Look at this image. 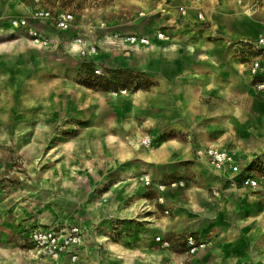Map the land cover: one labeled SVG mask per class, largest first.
<instances>
[{
	"label": "rangeland",
	"instance_id": "obj_1",
	"mask_svg": "<svg viewBox=\"0 0 264 264\" xmlns=\"http://www.w3.org/2000/svg\"><path fill=\"white\" fill-rule=\"evenodd\" d=\"M241 6L234 8L228 2L210 5L211 10L204 12L202 21L190 0H41L40 5L28 0H0V262L12 264L19 254L21 264H29L24 259L29 256L25 252L29 247L25 240L28 230L34 225L52 223L61 216L68 217L64 222L78 219L90 231L94 237L95 264L103 262L102 253L108 243L105 238L120 245L126 243L132 249L140 248L141 242L134 239L136 234L149 232L141 219V214L148 211L147 204L140 205L134 200L140 189L134 185L139 180L130 177L133 181L114 188L122 178L129 177L132 164L141 168L145 164L142 157L150 148L160 149L162 144L161 162L152 165L154 170L159 172L164 166L168 173L172 169L165 165L170 163L168 159L174 147L178 157L181 156V162L174 166L178 170L185 167L184 172L159 181L148 177L155 182H184V187L171 191L173 211L162 213L164 217L175 216L177 204L187 198L185 190L200 184L208 175L206 169H212L198 158V149L188 145L193 140H202L199 134L203 132L193 137L185 131L174 133L171 127L174 124L183 127L184 121L169 114L166 104L172 99L152 86L157 77L166 82L167 77L176 73H194L200 77L209 74L201 70L198 60L203 53L222 65L236 60L242 64L241 51L246 43L264 33V2L258 7ZM181 8L187 11L186 16L181 14ZM42 11H49L54 17L70 13L73 19L64 28L47 19ZM168 13L199 34L181 35L183 47L202 40L206 50L191 55L180 51L175 59L185 60L186 66L176 65L175 70L173 66H165L164 56L160 54L125 57L122 44L112 37L136 34L138 28L148 33L157 24V31L162 29L167 33ZM154 36L150 35L153 43L146 48L164 42ZM74 41L79 48L74 46ZM90 44L98 46L92 57L82 53ZM242 67L244 71L245 66ZM227 68L221 73L223 80L229 77ZM106 93L111 95L100 96ZM257 99L260 96L254 91V101ZM202 100L212 105V98ZM249 109L243 99L236 104L234 113H198L193 125L217 122L223 134L232 135L218 138L217 144L227 145L231 141L229 147L235 150L233 144L245 145L250 138L246 115ZM233 115L239 124L229 132L223 126ZM135 126L141 136V155L130 149ZM149 138L151 144L144 145V140ZM193 169L197 175L189 173ZM69 173L71 176L66 179ZM222 174L225 181L229 179V185L246 189L228 171ZM144 181L140 184L145 185ZM188 214L186 217L196 224L197 219ZM95 216L98 219L93 223ZM151 238L144 242L147 247L163 250L155 244L154 234ZM168 254L169 259H163L161 264H198L197 259L186 261Z\"/></svg>",
	"mask_w": 264,
	"mask_h": 264
},
{
	"label": "crops",
	"instance_id": "obj_2",
	"mask_svg": "<svg viewBox=\"0 0 264 264\" xmlns=\"http://www.w3.org/2000/svg\"><path fill=\"white\" fill-rule=\"evenodd\" d=\"M230 1L232 0H202L201 3H196L195 0H190V4L192 5L193 10H196L198 14V11L200 9H203L205 12L209 13V11L211 10L210 5L220 4L221 2L229 3ZM164 45L162 43L160 47H163ZM180 46L181 47L171 57H164L165 66L167 68H169V66H173L175 70L176 65L178 67L181 66L185 68L186 61L180 58L175 59V57L182 50H185L186 54H190L186 49L188 48V46L183 47L181 43ZM143 48L144 49L140 50L137 49L133 52L132 55L134 56L140 53L151 54L156 52L154 51L153 47ZM157 52L154 54H159ZM241 52L243 54L242 64H240L236 60L230 63L228 61V63L226 62L222 65L214 59L216 64L220 66L214 67V65H212L208 61H201L198 59L201 63L200 65H202L201 67H203V69L201 70H203V72L205 73L208 72V76L204 75L200 77L198 75L196 76L194 73H192L191 75H178L176 73L175 75H173L174 77L166 76L168 78L166 79V82H163V79L157 77L155 79L156 83L152 87L155 89V91H164L166 93V96L172 99L170 101V104H166L167 111L169 112V114H175L179 116L184 121L183 127L177 124H174L171 127V130L174 131V133L178 131H185L189 134L190 137H193L196 136L197 132H203V135L199 134V137H202L203 139L201 138L202 140H198V142H194L193 140V142L188 144L190 145V148H193L194 150L206 147L209 144H215L213 146L223 148L227 150L230 155H232L233 157L235 156L234 158H236L235 160L237 161V164H240L244 171L251 173L253 172V170L257 169L258 166H262V168L264 169V93H259L255 89L254 78L249 71L248 59L250 58V56L254 55L252 54L253 52L249 50L248 47H244L243 51ZM242 65L245 66L244 71ZM240 66L242 70H240ZM224 67H228L227 69L230 71V74L228 79L223 80L221 73L223 70H225ZM215 84H219L220 89H217ZM254 91L256 95L260 96V100L257 99L254 101ZM205 97L212 98V105L202 103V98ZM234 98L237 101H234ZM243 99L247 106H249L250 108L246 112L250 138L246 140L245 145L244 143H235L232 146L236 147L237 149L231 150L229 147L230 144H232L230 143L231 141H229L227 145L217 144L220 140L218 138H221V136H223V133L221 132L222 128L220 127V125H217V122L215 121L210 120L206 124L198 125L197 123H195V125H193L194 122H196L198 113L212 112L214 114L218 113L220 115L221 113H234L236 110V104L238 103V101L242 102ZM258 103H261V105H258ZM250 112L254 115V121L250 120V117L248 115V113ZM185 119H187V123L185 122ZM202 125H206L204 126V129L200 128V126ZM223 127L226 130L228 129L226 124H224ZM206 131L207 133H204ZM229 132L231 131L229 130ZM224 134H226L228 138L231 135H229L227 132ZM171 150H174V152L171 153L170 159H168L170 163L165 166L172 167V169H168V173H166V169L163 166L164 170H161V178L158 179V177L155 175L158 172H156L154 170V167H152V165H157V163L149 165L147 164L149 168H152L147 173L154 180H164L166 176L170 177L176 172H184L185 167L182 166L178 170L174 166L175 164H177V162H181V156L178 157V154H176L175 151L177 149L171 147ZM231 151H234L236 154H232ZM203 162L207 164L206 161ZM207 166L210 167L208 164ZM198 169L201 170V167L199 166ZM210 169L212 168L210 167ZM210 171L206 170L208 175L206 173V178L203 177L200 184L196 185L200 186V188H202L204 192H192V186L191 188H187L184 192L187 198L185 202L184 200L179 201V203L177 204L175 216L173 217L162 216L164 210L173 211L172 207L170 206V202L173 200L171 198V191H173L172 189H169L167 193H164L165 204L160 205L158 204L159 197L157 196V194H161L157 192V189L155 187H147L144 184H141L140 189L138 190L139 187L137 188L138 193L136 192V194H134V200L139 201L140 205L147 204L148 211L141 214V219L143 220V222H146V224H144V227H148L147 229L149 234L143 235L141 233H137L134 239L139 243L141 242V244L140 248L133 250L153 251V249L148 248L144 243L145 241H147V237H152V234H154L155 237L175 239L176 237L191 235V233L193 232L208 244L207 249L201 251L196 257L192 259H197L198 264H264V192H262L261 190H254L246 187V189H244L229 185V179H226L225 181L223 174L220 175L218 179H212V176H216V174L213 173L216 170L212 169ZM191 172L192 175H197V172L194 171V169L189 173ZM200 172L201 171L198 172L199 175H201ZM230 176L232 178V175ZM171 181L174 180H169L168 182ZM181 188L182 187H178L174 189V192ZM260 197H262L261 200ZM190 202H195L198 206V209L193 210L191 207H189ZM110 205L111 203H109L108 201L107 207L109 209ZM181 212H184L183 217H185V219H180V221L177 220V223L174 220L178 217L182 218V216L179 215ZM186 214L191 217H195L197 219V223L193 224V222L190 221L191 219H188L186 217ZM167 218L170 219V222L169 224L165 225V219ZM96 219H98V217H94L92 219L93 223L96 222ZM64 220L65 218L61 217L54 222L48 223L46 225L44 224L43 226H54L57 223L64 222ZM75 222L79 223V220L76 219ZM111 226H113L112 223ZM189 232L191 233L189 234ZM144 236L146 237L144 238ZM155 244L158 245L157 243ZM94 245V237L91 234L89 248L83 251L81 261L78 264H87L86 259L88 260L90 258H93ZM105 248L106 251H103L102 253V261L104 259H107L108 263H111L112 261H110L109 259V255L111 254L109 243L105 245ZM162 249L167 251V253H170V255L172 256L177 255L172 249ZM142 256V253L139 252V259L137 258L139 264H142ZM178 256H180L181 259H184V256H182L181 254H178ZM41 260L49 261V259ZM57 264L68 263L65 261H61ZM115 264H118V262L115 261ZM151 264L155 263L153 262Z\"/></svg>",
	"mask_w": 264,
	"mask_h": 264
},
{
	"label": "built area",
	"instance_id": "obj_3",
	"mask_svg": "<svg viewBox=\"0 0 264 264\" xmlns=\"http://www.w3.org/2000/svg\"><path fill=\"white\" fill-rule=\"evenodd\" d=\"M34 5H40L41 0H28ZM202 0H195L196 3H201ZM239 4L247 5L248 7H258L264 0H238ZM44 16L49 20L56 21L61 27H66L69 20L73 19L70 13H64L54 17L49 11H42ZM204 10L198 11V18L205 20ZM181 14L186 16L187 11L181 8ZM167 33L160 29L154 38L157 40H165ZM118 43L122 44V52L125 57H130L138 48L149 46L153 43L150 36L139 37L136 34L130 33L124 36L116 34L114 37ZM41 43V39H36ZM82 44V39H78ZM47 42L44 41L43 45ZM246 47L254 54L250 56L249 71L254 78V87L259 93H264V33L258 38L246 43ZM98 52L96 44H90L83 48V55L92 57ZM251 54V55H252ZM144 145L149 146L151 139H146ZM197 156L199 159L206 161L207 164L216 171H228L232 174V179L235 182H240L244 187L264 192V169L258 166L257 169L249 173L242 169L240 164H237L234 157L230 153L220 147L208 145L198 149ZM145 186L155 187L161 195L158 198L160 205L165 204L164 193L169 189L184 187V182H155L150 177L144 179ZM165 214H169V210H165ZM29 247L25 252L29 256H34L39 259H49L55 263L65 261L68 264H78L81 261V256L85 249L89 248L91 233L80 223L74 221L57 223L54 226L34 225L25 235ZM156 243L164 249H172L175 254H181L186 261L192 260L201 251L208 248V244L196 235H187L184 237H176L175 239H167L157 237Z\"/></svg>",
	"mask_w": 264,
	"mask_h": 264
},
{
	"label": "bare ground",
	"instance_id": "obj_4",
	"mask_svg": "<svg viewBox=\"0 0 264 264\" xmlns=\"http://www.w3.org/2000/svg\"><path fill=\"white\" fill-rule=\"evenodd\" d=\"M228 4H231L234 8H243V6H241L238 2V0H232L230 1ZM167 24L170 27V29L167 32V36L166 39L163 42V47L158 46L156 43L153 44V49L154 51H158L157 53L161 54L162 56L169 58L171 57L181 46V35L184 36H191V35H196L198 36V32L197 31H193L189 28H187L186 24L184 23H178L175 18H173L172 16H170V13L167 14ZM157 20V19H156ZM156 25V24H155ZM159 24H157L156 26H152V28L150 29V32L146 33L145 30H139L140 28H138L137 31H135L134 33L137 34V36L139 37H143V36H150L151 34H157V26ZM15 32V31H14ZM17 32V30H16ZM40 46V45H39ZM74 46L76 48H79V44L77 41H74ZM188 53L191 55L193 53H195L197 50H202L205 51L206 47L203 43L202 40H198V41H194L189 43L188 48H186ZM154 52V53H156ZM199 60L201 61H208L209 63H211L212 65H214V67H220L218 64H216V62L214 61V58L206 53L201 54L198 57ZM217 89H220L219 84H215ZM103 95H108L110 96L111 94H100V96L102 97ZM116 96V95H115ZM258 105H261V103H258ZM250 120L254 121V115L253 113H248ZM134 121V120H133ZM239 120L237 119L236 116H229L227 118L226 126H228L229 130H234L233 126L239 124L238 122ZM151 122V121H149ZM133 125H136V122L132 123ZM233 133V132H232ZM221 138L223 139H227L228 136L226 134H223V136H221ZM140 140H141V136H140V132L138 127H134V130L132 132V136H131V152L134 151L135 154L137 155H141V145H140ZM164 148V144L161 145L160 149H152L150 148V151L147 153V155L142 157V160L144 161V164L141 168H135L134 165H131V172L128 178H122L121 179V183L117 186H115L114 189H117L119 186H124L127 185L129 182L133 181V179H130L134 177V179H138L139 181L137 183H135L136 187H139L141 184V180L145 179L148 177V171L150 169H152L151 167L149 168L147 166V164H159L161 161V152L163 151ZM136 151V152H135ZM242 151V150H241ZM232 154H236L234 151H231ZM202 168L206 169L204 164L200 165ZM162 169L159 170V172L157 174H155L158 178H161V171ZM207 170V169H206ZM211 172V171H210ZM213 172V171H212ZM214 174H216V176H212V179H218L220 177V175L223 173V171H215L213 172ZM69 175L71 176V174H67L66 175V179L69 178ZM211 177V176H210ZM192 192H204L202 188H200V186H192ZM189 207H191L193 210H197L198 206L195 202H190L189 203ZM179 213V212H177ZM66 215V214H65ZM179 215L182 216V218H175L174 221H176L178 223V221H180V219H185V217H183L184 212H181ZM180 216V217H181ZM62 218H68L66 216H61ZM95 218H97L95 216ZM178 220V221H177ZM44 221V220H43ZM170 219L167 218L165 219V225L169 224ZM180 223V222H179ZM109 245H110V250H111V254L109 255V259L110 261H117L118 264H139V261H137L139 259V252L142 253V259H141V263L142 264H151V263H155V264H161L163 259L168 258L169 255L167 253V251L165 250H153V251H147V250H133L132 248H130L129 246L125 244L122 245H117L116 243H114L113 241H111L110 239L108 240V238H105ZM1 250V249H0ZM2 251V250H1ZM105 255V253H104ZM138 255V257H137ZM21 256L19 254H17L13 259H12V264H21L22 260H21ZM138 258V259H137ZM27 260V262L29 264H57L55 262L52 261H48V260H41L37 257L34 256H28L27 258H24ZM87 264H95V261L93 258L90 259H86ZM175 263V262H174ZM0 264H5L0 262ZM8 264V263H6ZM102 264H110L108 263L107 259H104ZM177 264V263H175Z\"/></svg>",
	"mask_w": 264,
	"mask_h": 264
}]
</instances>
